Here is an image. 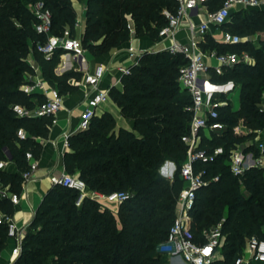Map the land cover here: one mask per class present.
Segmentation results:
<instances>
[{"label":"trees","instance_id":"1","mask_svg":"<svg viewBox=\"0 0 264 264\" xmlns=\"http://www.w3.org/2000/svg\"><path fill=\"white\" fill-rule=\"evenodd\" d=\"M40 1L52 14L53 34L62 36L70 30L75 35L77 29L73 0H0V163H14L17 168L16 172L0 169V179L17 195L25 185L23 174L31 168L27 155L41 158L43 145L39 139L49 137L55 120L54 116H21L16 111V107L33 111L47 101L45 95L25 90L34 85L28 77L36 76L29 57L34 56L44 80L61 96L76 93L79 87L70 81L80 82L83 77L74 69L56 73L63 50L52 57L40 51L47 37L36 31L38 20L32 12ZM222 1L214 0L210 7L216 9ZM177 7L175 0H87L82 44L95 57L107 54L131 40L130 20L138 38L157 42L159 30L168 24L164 11L176 13ZM226 28L241 37L264 33V11L236 13ZM203 47L218 48L220 52L244 50L256 61L253 66L239 64L227 69L221 76L213 74L216 84L234 81L241 87L240 109H221L220 121L227 125V131L204 142L211 148L223 146L226 155L207 167L209 174L220 175V180L198 193L188 232L191 239L203 243L204 232L225 217L224 260L216 264H235L247 239L264 240V169H251L240 181L225 160L237 146L234 140L243 142L264 130V113L258 108L264 96V40L259 46H224L210 40ZM185 63L183 57L166 51L143 54L139 64L130 68V74L122 76L123 88L110 90L111 99L131 122L132 129L117 131L115 118L106 113L96 116L89 130L69 138L67 173H78L87 187L99 194L131 192L133 197L120 204L115 213L88 197L78 206L77 191L53 186L13 264L169 263L168 256L159 253L158 248L175 220L183 184L180 172L171 180L160 171L168 161L181 168L187 154L182 137L189 131L193 114L191 98L182 92L179 82V69ZM239 125L253 133L247 137L235 135ZM20 131L26 137H21ZM14 211L9 198H0V217H12ZM9 240V225L0 221V257Z\"/></svg>","mask_w":264,"mask_h":264},{"label":"built area","instance_id":"2","mask_svg":"<svg viewBox=\"0 0 264 264\" xmlns=\"http://www.w3.org/2000/svg\"><path fill=\"white\" fill-rule=\"evenodd\" d=\"M175 1L178 6L176 13L164 11L168 24L159 30L158 45L166 44L167 46L161 52L166 51L174 57L181 56L186 62L179 69V82L183 93L191 98L190 110L193 117L189 131L182 137V142L187 147V154L180 170L183 187L177 201L176 217L167 239L158 250L159 253L168 256L169 264H216L224 260L222 249L226 242V235L223 232V226L226 218L224 217L219 224L204 232L203 243L191 239L188 232L192 226V212L196 208L198 193L220 180V175H210L207 167L217 163L226 155L223 146L211 148L207 144L204 145V142L212 141L215 136L221 137L227 131V125L220 121L221 109L231 106L233 112L238 111L235 110L230 96L237 90L241 91V87L234 81L216 84L213 82V74L221 76L227 69H232L239 64L253 66L256 61L244 50L220 52L218 48L204 49L203 46H207L210 40L224 46H237L243 43L259 45L256 43L255 35L241 37L229 32L226 25L236 13L264 11V0H223L216 9L210 7L214 0ZM32 12L38 20L35 24L36 31L47 37V41L40 45V51L47 57H52L58 50H63L64 54L61 57L68 56L72 64L83 71L87 64V50L82 40L74 37L70 30H66L62 36L53 34L52 14L43 1L37 2L32 7ZM129 27L132 31L131 24ZM181 31L186 33L185 40L178 38ZM150 52L153 51L146 53ZM123 74L129 75L130 69H124ZM104 78L105 69L102 66L93 73H84L83 81L90 86L91 94L86 101L85 109L80 114L78 131L89 130L96 117L97 108L111 99L109 90L100 89ZM25 90L29 94H34L35 90L46 89L37 84L28 86ZM47 90L49 91L43 92L47 97L46 103L33 111L21 107H16V111L21 116L55 117L62 108L63 96L59 94L57 88ZM258 108L261 113H264V98L258 104ZM248 133L252 134L253 131L248 129ZM19 135L26 137L23 131H20ZM255 135V138L251 139L244 148L232 149L228 158L225 159L232 174L240 181L251 169H264V130L256 131ZM27 158L31 168L23 174L25 185L34 179L39 166V160L31 153L27 155ZM7 164L1 162L0 169H6ZM167 166L168 164H165L162 167L163 173L168 170H166ZM165 177L173 180L174 173L167 174ZM50 180L53 186H64L77 191L78 206L87 197L107 208H110V204L120 205L133 197L129 192L103 195L91 191L78 175L65 171L51 175ZM2 196L9 198L13 204H18L20 201L19 195L14 193L2 192ZM0 221L6 222L3 216L0 217ZM8 225L9 237L15 241L12 250V263H14L22 253L24 238L13 222H9ZM235 264H264V240L257 237L247 239L244 252L236 259Z\"/></svg>","mask_w":264,"mask_h":264},{"label":"crops","instance_id":"3","mask_svg":"<svg viewBox=\"0 0 264 264\" xmlns=\"http://www.w3.org/2000/svg\"><path fill=\"white\" fill-rule=\"evenodd\" d=\"M73 6L77 12V29L81 37H83L86 30V7L87 0L79 2L73 0ZM132 27L131 40L119 48L112 49L109 53L104 54L100 57L93 56L89 51L87 58V64L84 70L81 71L72 64L69 57H61V63L56 69L57 74H63L69 70H77L78 72L93 73L97 68L104 67L105 78L101 83L100 89L107 91L113 87L122 89L123 85L121 82L124 69H130L136 65L142 54L153 51L158 53L164 50L167 46L158 45L157 42H153L147 37L138 38L135 34V24L130 20ZM178 38L185 40L186 33L181 31L178 34ZM28 62L36 69V76L28 77L30 81L34 82L36 86L41 85L46 90H35L34 94L44 95V91H49L52 87L43 78L42 68L38 66L34 56H30ZM83 77L80 82L75 79L70 81L71 84L77 85L79 90L74 94L63 96V104L61 110L55 115V120L51 132L47 139H39V142L43 145V152L39 159V166L34 174V179L27 183L22 193L19 195L20 201L18 204H14L15 211L12 217L3 216V219L9 223L13 222L18 230L19 234L25 237L27 236L30 226L36 216V213L45 197V195L53 188L50 180L51 175H57L62 172H67L65 167V155L70 152L69 138L78 132V123L80 114L86 107V101L91 94V88L84 81ZM33 85V86H34ZM110 113L113 115L117 122V131L121 128L132 129L131 122L126 119L118 105L110 99L108 102L102 104L96 110V116L102 117L104 114ZM168 164L166 173L160 171L162 175L172 174L173 163L167 162ZM6 170L10 172H16L17 168L14 163H8ZM78 175V173L76 174ZM169 178V177H167ZM2 192L11 194L9 186L4 185L0 179V198H3ZM92 195L91 192H88ZM120 205L110 204L111 210L118 213ZM119 227H121L120 220H118ZM15 246L14 240H9L7 248L2 252L0 257V264H13L12 263V250ZM169 264V263H168Z\"/></svg>","mask_w":264,"mask_h":264},{"label":"rangeland","instance_id":"4","mask_svg":"<svg viewBox=\"0 0 264 264\" xmlns=\"http://www.w3.org/2000/svg\"><path fill=\"white\" fill-rule=\"evenodd\" d=\"M74 37H78V38H80V39H82V37H81V35L79 34V32H78V29H76V34L75 35H73ZM255 38H256V43L257 44H259L260 45V41L262 40V38H264V33H256L255 34ZM259 45H257V46H259ZM87 56V58H88V54L86 55ZM68 57V56H67ZM182 92H183V90H182ZM240 96H241V91L240 90H237L234 94H231V98H232V101H233V106H234V108H235V110H239L240 109ZM263 98H264V96H263ZM262 102V101H261ZM234 134L235 135H237V136H239V137H247V136H250V134L248 133V129L246 128V127H244V126H242V125H239V126H237L235 129H234ZM256 136V135H255ZM255 138V137H254ZM254 138H252V139H254ZM251 140V138L250 139H248V140H245V141H239V140H234V142H235V144L237 145L236 147H239V148H244V146H246L247 145V143L249 142ZM173 163V162H172ZM174 164V163H173ZM173 173H174V176L177 174V173H179L180 172V170H181V168L178 166V165H176V164H174L173 165ZM168 169H171V167L170 168H168ZM75 175V174H74ZM241 190H242V192L243 193H245L246 192V189L243 187V186H241ZM131 193V192H130ZM226 212V211H225Z\"/></svg>","mask_w":264,"mask_h":264}]
</instances>
